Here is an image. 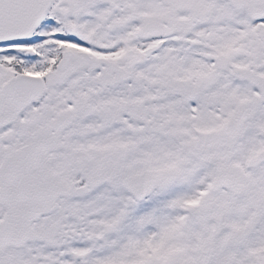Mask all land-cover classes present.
Segmentation results:
<instances>
[{
  "label": "snow or ice",
  "instance_id": "obj_1",
  "mask_svg": "<svg viewBox=\"0 0 264 264\" xmlns=\"http://www.w3.org/2000/svg\"><path fill=\"white\" fill-rule=\"evenodd\" d=\"M0 264H264V0H0Z\"/></svg>",
  "mask_w": 264,
  "mask_h": 264
}]
</instances>
